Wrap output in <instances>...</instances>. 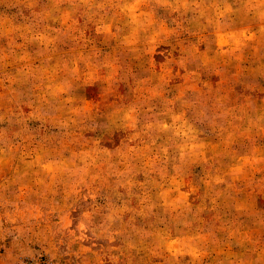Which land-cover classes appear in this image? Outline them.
<instances>
[{"label": "rangeland", "instance_id": "rangeland-1", "mask_svg": "<svg viewBox=\"0 0 264 264\" xmlns=\"http://www.w3.org/2000/svg\"><path fill=\"white\" fill-rule=\"evenodd\" d=\"M0 264H264V0H0Z\"/></svg>", "mask_w": 264, "mask_h": 264}]
</instances>
